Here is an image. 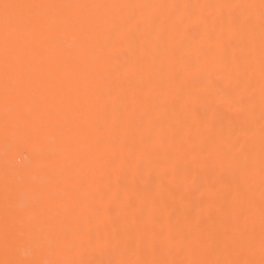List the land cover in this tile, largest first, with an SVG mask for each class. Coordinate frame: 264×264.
Listing matches in <instances>:
<instances>
[{
	"label": "bare ground",
	"instance_id": "6f19581e",
	"mask_svg": "<svg viewBox=\"0 0 264 264\" xmlns=\"http://www.w3.org/2000/svg\"><path fill=\"white\" fill-rule=\"evenodd\" d=\"M31 2L130 7L67 10L65 16H99L105 22L87 39L69 24L41 41L32 70L42 80L41 94L57 102L51 120L32 104L25 114L36 128L43 117V136L23 125L17 135L5 136L0 63V261L260 264L259 9L217 7L260 0ZM139 5L147 7H131ZM249 35L255 38L251 49ZM227 111L239 116V131ZM37 164L38 185L51 194L48 243L54 251L49 254L44 240H20L6 254L5 167ZM242 194L254 202L246 225L237 221L241 203L247 208ZM27 199L17 193L18 211Z\"/></svg>",
	"mask_w": 264,
	"mask_h": 264
},
{
	"label": "snow or ice",
	"instance_id": "6c2138e0",
	"mask_svg": "<svg viewBox=\"0 0 264 264\" xmlns=\"http://www.w3.org/2000/svg\"><path fill=\"white\" fill-rule=\"evenodd\" d=\"M112 7H130L129 5H108V4H57V3H37L31 0H16V2L0 3V63L3 67V88H4V106L5 118L3 121V130L6 137L17 135L23 125L29 132H35L36 135L46 134L48 125L44 124L41 117L39 128L35 127L34 121L29 120L25 114V106L32 104L37 111H46L49 119L54 115L56 105L55 96L41 94L42 80L35 76L33 66L37 61V54L40 49L41 41L47 38L51 32H60L69 24L73 30L79 32L87 39L92 32L103 25L104 18L99 16L76 17L65 16L67 10H89V9H107ZM131 7H147L146 5ZM220 8H231L238 10L259 9L260 20V91L262 103H264V0H260L259 5L254 3L243 5H218ZM251 20V17L248 18ZM246 48L251 49L254 46L255 38L249 35ZM251 65L245 64L244 71L247 72ZM249 82V87H251ZM264 118V113H262ZM261 140L264 144V125L261 127ZM67 143V140H64ZM262 160V177H264V152ZM9 169L5 167L4 172V212H3V241L6 254H12L15 251L16 243L20 240H44L48 243V237L51 229L50 217L48 214L47 203L50 199V193L46 192L38 185L36 168ZM262 200L260 205V251L262 259L260 264H264V179H262ZM250 190V186H249ZM28 194L22 209L19 211L14 206V200L17 193ZM242 200L247 202V208L244 203L240 205L237 221L243 219L247 224V215L253 210L254 202L246 195L242 194ZM139 221V216L137 217ZM153 219H155L153 217ZM139 227V223L137 224ZM145 231L148 225H144ZM66 235V234H65ZM153 232V236H157ZM234 245L239 246L240 242L228 237ZM253 240L247 241L249 249L253 247ZM49 254L54 251L51 243L47 248ZM0 264H77L73 260H54V259H6L0 261ZM110 264H168L166 261L156 260H136V261H115ZM190 264H255L254 260H203L195 259Z\"/></svg>",
	"mask_w": 264,
	"mask_h": 264
},
{
	"label": "rangeland",
	"instance_id": "374dc122",
	"mask_svg": "<svg viewBox=\"0 0 264 264\" xmlns=\"http://www.w3.org/2000/svg\"><path fill=\"white\" fill-rule=\"evenodd\" d=\"M225 114H226V119H229V120H232V123L234 124V128L236 129V131H239L240 130V127H239V125H240V123H241V120H240V118H239V116L237 115V114H235L234 112H225ZM197 246V245H196ZM198 247V246H197ZM196 247V248H197ZM84 254V253H83ZM86 255V254H85ZM84 255H81V258L83 257ZM80 258V259H81Z\"/></svg>",
	"mask_w": 264,
	"mask_h": 264
}]
</instances>
